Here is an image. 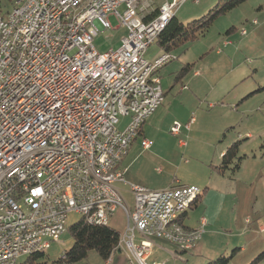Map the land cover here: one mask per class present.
I'll list each match as a JSON object with an SVG mask.
<instances>
[{"label": "built area", "instance_id": "2783aa9c", "mask_svg": "<svg viewBox=\"0 0 264 264\" xmlns=\"http://www.w3.org/2000/svg\"><path fill=\"white\" fill-rule=\"evenodd\" d=\"M158 1L10 0L0 15V264L45 253L72 213L109 226L122 211L127 229L114 253H126L128 264H148L155 240L190 252L202 239L205 219L196 229L181 222L200 188L130 185V207L116 186L125 183L120 165L164 102L160 72L177 59L162 52L148 60L147 52L189 0ZM110 17L127 35L99 53L95 38L115 30ZM121 118L129 119L123 130ZM194 122H175L171 134Z\"/></svg>", "mask_w": 264, "mask_h": 264}, {"label": "rangeland", "instance_id": "374dc122", "mask_svg": "<svg viewBox=\"0 0 264 264\" xmlns=\"http://www.w3.org/2000/svg\"><path fill=\"white\" fill-rule=\"evenodd\" d=\"M9 1L10 0H1L0 7L3 13H6L11 9V3ZM198 1H200L199 4L194 0H189L184 3L177 10L178 20H181V22L185 25L195 20H199L220 2V0ZM120 12H123V10L121 9ZM254 21H257V24H255ZM110 22L113 28H117L119 26L114 17H110ZM123 30L124 29H121L117 32L104 31L99 33V35L94 40V46L96 47L97 51L99 53H105L111 48H119L121 46V39L125 37ZM242 30H246L248 36H242ZM224 41L232 42L233 47L228 49L224 48V53L221 55L218 54L217 51L219 48L223 47ZM236 49H238V51H236ZM162 52L163 51L161 48L155 44L147 52V59H151L157 54H162ZM172 54L178 58L163 69L178 68V71L173 73L174 75L170 76L172 77L173 81L180 70L186 65H193V68H191L187 76L181 81H174V89H172L174 93L169 91L168 96L172 97L173 95H177L175 96V99L176 97H180L183 93V84L187 86L186 88H183L186 90L185 93L192 94L191 92L194 91V85L188 83V79L196 81V78H193L194 71L199 72L201 79L209 80L210 78L212 80H216V78H218L221 74L231 70L230 61H228V63L223 62L224 59H227L226 56L233 57V55H237L235 60L236 68L234 67L235 72L233 76H230L228 82H232L236 78H239V83L237 86L238 89L242 87H258L260 85V97H257L251 101L248 99H240L237 102L238 106L233 107L236 111V114L222 110V102H217L216 97L210 99L217 107V109L213 111L208 110L207 104H199L197 101L196 104L199 106L195 111H193V106L191 103L181 102L177 107L182 105L188 106V113L184 119L177 115H168L167 113L164 114L163 118L161 117L164 112V106L168 104V101L165 97L162 106L147 120L144 125V135L142 138H146L151 143V149L142 152L139 159L140 164L137 166V168L139 169V172H141V175L148 182H152L155 185H167L174 183V179L180 181L193 179L198 183H202L205 179L210 177V173L214 174V181H219L221 179L217 172L219 166L214 164L209 165V163H207V156L212 158L215 154V149H209V145L213 140V137L211 136V130L220 121L230 117L231 119L237 121V133L242 132L245 134L243 130L247 131L250 129L252 131L260 127V132L264 135V0H249L239 8L227 13L224 16H220L212 24L211 28L205 35L200 36L195 42L176 50ZM196 75L198 74L196 73ZM168 78L169 76L163 78L162 85L164 90H166ZM223 86H226L225 83L222 84V87ZM254 91H251V94ZM218 92L220 91L218 90ZM202 112L209 114H207L205 121H200L195 132H190L188 134L183 131L180 137H174L171 134V128L175 121L180 123L182 126H185L191 121L192 118H194L195 121L196 119H200L203 115L200 114ZM128 121L129 119L121 118V124L119 126L121 130L124 129L125 122ZM256 132L258 131H255L254 133ZM237 136L239 137V135ZM140 140L141 137L136 141L138 143L135 145L139 144L141 142ZM180 140L187 142L188 146L186 148H180ZM234 143L239 144V157L244 156V152H250V154H253L252 150H255V153H258L257 159L260 161L263 159V156H261L259 153L260 149L257 145L258 142L253 141L247 145L248 140L244 138L240 140L237 139ZM234 143H232L228 148H230ZM216 144L221 146L223 143H219L218 141ZM245 146L249 148L247 151H244ZM249 167L248 174L246 175L247 177H250L252 165ZM192 170H195L196 172H193ZM229 172L230 175L233 173L232 170ZM209 207L210 211L213 210V217H215V213L219 209L220 210L216 217V219L219 220V224L214 229L215 234L213 233L209 237H207L208 235H205V238L207 237L206 248L209 250L207 254H214L218 252L220 254L222 250L228 249V251H226V255H230L234 251V248H237L231 247L236 236V232L234 230L230 231L228 229L231 217L236 213V207L230 203L229 199L225 198L224 201L220 203L219 199H215V197L209 203ZM202 209L204 208L201 207V210ZM189 213L192 215L195 213L197 218L201 216L200 213H196V209L189 211ZM205 216L209 217V214H205ZM81 219L82 217L80 215L75 213L70 214L68 217L67 228L77 224ZM111 220L112 221L109 223V227L119 232L121 235L124 234L127 227V220L125 216H123V213L117 212ZM222 220H224V224ZM189 221L190 219L187 220V222ZM211 224L212 223L209 222L210 226ZM255 230L256 229H253V232H255ZM256 234V238L258 239V236L261 234L257 231ZM261 237L263 238L264 235ZM73 244L74 240L67 231L61 237L59 242L52 243L50 248L45 251V260H47L49 264L59 261L62 255L72 248ZM178 251L180 253L178 256L174 258L170 257L168 259H166L167 257L164 258L165 264H198L200 261L202 264H208L213 260V258L216 260L219 256L217 255L216 259L215 257L207 256L206 258L209 259L200 260L197 259L195 254L192 252L181 254L180 250ZM261 253H258V255H256L246 264H250ZM125 254L126 253L124 252H118L115 254L114 259H116L117 256H122ZM242 257L243 256H239L237 260H232L231 264H237L238 261H242ZM156 258L160 257L152 258L148 261V264H153L152 262ZM24 262L25 259L23 258L19 260L17 264H23ZM103 263L104 261L98 256L96 252L93 251L90 253L89 258L86 261L77 264ZM261 264H264V262Z\"/></svg>", "mask_w": 264, "mask_h": 264}, {"label": "crops", "instance_id": "0c3cea01", "mask_svg": "<svg viewBox=\"0 0 264 264\" xmlns=\"http://www.w3.org/2000/svg\"><path fill=\"white\" fill-rule=\"evenodd\" d=\"M163 1L164 0L158 1V7H160L163 4ZM199 3L200 1H198V4ZM175 18L178 20L177 13H176ZM178 21L181 22V20H178ZM121 29H124V28H120L118 26L117 28H115L114 32H117ZM123 31L126 37L127 35L126 29H124ZM230 47H233L232 42L224 41L223 47L219 48L217 52L218 54L222 55V53H224L223 49L224 48L228 49ZM236 51H238V49H236ZM159 55L160 54H157L153 58L148 59V60H153ZM226 58L228 60L224 59L223 62L228 63V61H230L231 70L224 72L218 78H216V80H212L210 78L209 80L201 79V75L199 74V72L194 71L193 78H196L195 79L196 81H192L191 79L190 80L188 79V83L194 85V88H193L194 91L191 92L192 94L185 93L186 90L183 88H186L187 86L183 84L182 85L183 93L181 94L180 97H176V99H175V96L177 95H173L171 97V96H168V93L169 91H171V93H174L172 89H174L175 80L173 81L172 77L170 76L174 75L173 73H176L178 71L177 70L178 68L163 69L160 74L161 84L163 83V78H165L166 76H169V78L167 79L168 84L166 86V90H164L163 85H162V89L165 94L166 100L168 101V104L164 106V112L161 117L163 118L164 114L167 113L168 115L172 114V116L177 115L181 117L182 119L186 118L187 113H188V110H187L188 106L182 105L180 107H177L178 104L181 102L191 103V105L193 106V111H195L196 108L199 106L196 104V101L199 102V104L201 103L207 104V108L210 111L216 110L217 107L215 106L214 102L210 100L213 97H216L217 102H222V108H221L222 110H224L225 112H231L232 114H236V111L234 110L233 107L238 106L237 102L240 99H243V100L248 99L249 101H251L257 97H260V92H261L260 85L258 87L257 86L248 87V88L242 87L238 89L237 86L239 83L238 82L239 78L238 79L236 78L232 82H228V79L230 78V76L234 75L235 68H236L235 60L237 58V55H233V57L226 56ZM196 73L198 75H196ZM224 83L226 86L222 87V84ZM217 89L220 92H218ZM251 91H254V92H252L251 94ZM263 96H264V93H263ZM200 114H203L202 117L200 119H196L195 123L192 124L190 131L182 130L180 135L182 134L183 131H185L188 134L190 132H195L200 121L201 120L205 121L207 114L209 113L202 112ZM127 124L128 122H125V127L127 126ZM237 131H238L237 121L231 119L230 117L220 121L211 130V136L213 137V140L209 145V149L210 150L215 149V154L212 158H209L207 156V161H208L207 163H209V165L214 164L220 167L222 164L223 157L226 154L228 147L232 143H234L237 139L240 140L244 138L248 140L247 145H249V143L250 142L252 143L253 141L258 142L257 145L259 146V149H260L259 153L261 154V156H263V159L261 161L257 159L258 153H255V150H252L254 155L250 154V152H244V156H246V158L242 161L241 167L238 171L233 172L230 175L229 174L230 170H226L224 172L220 171L219 169L217 170L221 178L219 181H214V174L210 173L209 175L210 177L208 179H205L202 183H198L196 180H193V179H186L183 181L174 179L173 181L174 183H170L167 185L165 184L155 185L152 182H148L141 175V172H139V169L137 168V166L140 164L139 159H140L142 152L148 151L151 149L150 148L148 150H145L143 149L141 145L142 140L146 139V138H142L144 135V127H143L142 134L140 136L141 142L137 145L135 144L138 142H135L132 145L127 157L124 159V161L120 165V170H122L124 173L125 183H118L116 186L120 190L127 205L130 207H133V204H134V196L131 193L130 185L145 187L153 191H161L172 185L196 186L203 190L199 204L193 207V209H196V213H200L201 216L197 218L195 213L192 215L188 212L187 215L185 216L184 221L182 222L183 225L189 229L198 228L200 225V221L202 219H205L207 222V225L204 228V234L202 236V239L194 246L193 250L190 251L195 254L197 259H200V260L209 259V258H206L207 256L215 257L216 259L217 255H219L218 257H220L221 255L226 254L227 253L226 251H228V249H226V250H222L220 254L219 252L214 253V254H207L209 250H207L206 248V243H207L206 238L214 233L215 227H217L219 224V220L216 219V217L220 209L215 213V217H213L212 215L213 210L210 211L209 209L210 208L209 203L211 202L212 199H214V197L215 199L216 198L219 199L220 203H222L225 198L229 199L230 203H232V205L236 207V213L231 217V220L228 226V229L230 231L234 230L236 232V236L231 246L232 248L237 247V248H234V249H237V254L234 257L233 261L237 260L239 256H243L242 261H238L237 264H246L250 260H252L256 255H258V253H261L262 251H264V237L263 238L261 237L262 235H264V231L261 232V229H260L261 226L264 225V135L263 133L260 132L261 131L260 127L252 131L250 129H248L247 131L243 130L245 134H243L242 132L237 133ZM255 131H258V132L254 133ZM203 133H206V132H203ZM180 135L179 136L173 135V136L180 137ZM237 135H239V137ZM187 139H188V136H187ZM218 141L219 143H223V144H221V146H218L216 144ZM180 142L182 141L180 140ZM180 142H179L180 148H186L188 146L187 142L183 141V143L185 144L184 146H182ZM248 149L249 148L245 146L244 151H247ZM250 165H252L251 171H250V177H247L246 175L248 174ZM192 171L196 172L195 170H192ZM201 207L204 209L201 210ZM117 212H122V211L118 210ZM205 214H209V217L205 216ZM123 216H125L124 213H123ZM189 219L190 221L187 222V220ZM209 222L212 223L211 226L209 225ZM222 222L224 224V220H222ZM253 229H256L255 232H253ZM256 231L261 234L260 236H258L259 237L258 239L256 238L257 236ZM205 235L206 236L208 235V236L205 238ZM178 250L179 249L176 246L168 242H165L162 240H155L154 249H153L152 255L149 258V260L155 257H160V258H156L157 260L154 259L152 263L153 264L154 263H165L164 258L167 257L166 259H168L170 257L174 258L178 256L180 254ZM114 256L112 257L110 264H128V258L126 254L122 256H117L116 259H114ZM198 264H202L201 261Z\"/></svg>", "mask_w": 264, "mask_h": 264}, {"label": "trees", "instance_id": "16d2710c", "mask_svg": "<svg viewBox=\"0 0 264 264\" xmlns=\"http://www.w3.org/2000/svg\"><path fill=\"white\" fill-rule=\"evenodd\" d=\"M249 0H220L205 16L188 24L179 22L176 18L172 19L164 32L159 36L157 45L165 53H174L176 50L191 44L203 36L211 28L212 24L220 17L239 8ZM1 5V0H0ZM0 7V15H4ZM229 33V32H228ZM178 58V57H177ZM193 65H186L181 69L175 78V82L181 81L190 72ZM239 144L234 143L228 148L223 157L222 164L218 169L222 172L232 170L236 172L240 169L242 161L246 156L239 157ZM233 168V169H232ZM201 196L194 203L197 206ZM192 207V209H193ZM187 215V214H186ZM181 218L184 221L185 216ZM187 228V227H186ZM68 233L74 240L72 248L65 253V260L59 259L52 264H77L86 261L91 252H96L105 262L115 255L114 251L120 242V233L111 229L109 226L90 225L81 219L77 224L68 228ZM180 250V249H179ZM181 254L186 252L180 250ZM237 254V249L230 255H221L216 260L208 264H231ZM264 262V251L250 264H261ZM23 264H49L45 260V253L30 256Z\"/></svg>", "mask_w": 264, "mask_h": 264}]
</instances>
